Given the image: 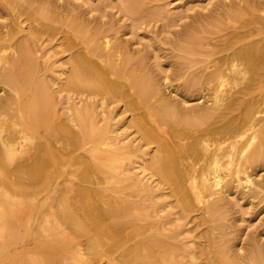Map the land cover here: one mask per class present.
<instances>
[{
    "label": "rangeland",
    "instance_id": "obj_1",
    "mask_svg": "<svg viewBox=\"0 0 264 264\" xmlns=\"http://www.w3.org/2000/svg\"><path fill=\"white\" fill-rule=\"evenodd\" d=\"M38 7L52 12L57 19L48 20L49 17H45L43 12H37ZM263 7L264 0H0V34H13L12 42L15 44V40L31 36L32 30L39 31L30 43L31 62L37 68L32 79L35 82L43 81L44 92L49 95L46 107L51 111L53 121L76 130L75 110L90 107L95 125L104 128L100 140L105 145H99L100 151L114 147L126 151L118 155L119 160L114 163V167L105 165L102 173L92 176L91 182L97 181L89 185L93 189L91 202L92 206L94 203L95 214L101 215L100 212L109 205L135 204L137 208H127L124 212L141 214L137 225L141 226L140 231L144 230V233L136 239L150 232L172 235L173 238L168 240L180 264H206V255L200 249L206 246L210 251L212 246L208 242L209 237L219 238L218 244L223 242L225 255L218 258L216 264H228V261L244 255L253 241L264 245V161L246 168L252 184L243 182L235 186L233 183L225 194L220 195L223 198V212L219 219L207 221L202 215V205L198 203L193 204L192 208L182 209L177 196L149 165L159 142L157 139L149 141L143 134L145 130L141 125L146 124L148 117L143 116V109L135 110V106L126 99L108 101L99 98L96 93L64 86L72 57L77 51L74 44L80 42L79 38L70 35L65 23L76 19L89 31L94 32L96 29L99 35L106 36L110 50L120 45L121 50L133 61L142 57L144 62L140 71L153 82L156 92L151 102L163 98L190 114L192 112L189 109L204 101V90L190 92L185 89L186 84L189 80L204 78L209 74L217 58L231 51L228 49L230 45L235 49L242 43L259 41L264 37ZM235 8L241 13L235 12ZM185 32L193 33L199 41L196 44L186 42ZM180 48L194 53H187ZM11 50L0 51V55L5 57L10 54V57L13 54ZM256 61L264 66V60ZM3 69L4 64L0 62L1 117H5L6 123L13 125V131L18 132H13V162L16 164L12 162L6 172L0 169V264H113L105 255L104 246H88L89 238L85 236L92 231L76 237L79 232L70 223L82 217L84 204L76 189L86 186L77 175L81 168L80 161L73 166L75 169L70 161L73 158L82 160L91 141H86L76 149H61L64 160L60 162L62 166L58 165L57 169L51 166L39 175L40 179L29 180L18 167L20 163L25 165L30 161L28 156L32 146L45 149V145H50L57 151L58 145L47 134L44 138H31L34 141L32 145L24 141L23 135L27 133L22 134L18 130L20 114L15 109V102L19 98L27 105L33 98L31 95L35 86L28 89L27 84L21 81L17 89L10 88L2 82ZM250 75L248 71L245 76L248 78ZM227 84L223 87L224 91L234 85L231 81ZM251 99L245 112L252 116L253 121H257L256 126L263 124L264 73L253 82ZM157 121L159 128L166 130L173 140L179 142L190 141L192 131L205 124L186 126L174 120ZM159 128H155L158 139L162 137ZM27 131L30 134V130ZM242 140H246V135ZM15 159L18 161L15 162ZM218 172L223 176L225 171L222 168ZM2 179L4 182H1ZM222 180L221 185L224 187L227 178L223 177ZM139 189L146 191L142 194ZM61 194L71 202L65 215L71 217L69 220L60 212V208H68L61 202L64 198ZM2 201L15 205L10 213ZM213 226L218 229L212 230ZM123 227L116 229L117 232L123 229V232L119 231L121 236L133 235L134 224ZM63 236L70 238L68 243L57 242Z\"/></svg>",
    "mask_w": 264,
    "mask_h": 264
},
{
    "label": "bare ground",
    "instance_id": "obj_2",
    "mask_svg": "<svg viewBox=\"0 0 264 264\" xmlns=\"http://www.w3.org/2000/svg\"><path fill=\"white\" fill-rule=\"evenodd\" d=\"M36 10L37 12H43L42 14L45 17H49L48 20L55 21L57 19V16L55 17L47 9L38 7ZM234 10L241 13L238 8ZM65 25L69 28L70 35L79 38L80 42L74 44L77 46V51L75 54L73 53L74 56L72 54L70 72L64 86L68 89H84L96 93L99 98L108 101L126 99L131 102V105L135 106V110L143 109V116L148 115L145 120L146 124L141 125L145 130L143 134L146 135L147 140L157 139L156 141L159 142L157 150L150 157L149 165L152 170L177 196L182 209H188L193 204L198 203L202 205V215L207 221L219 219L223 212V198L220 195L225 194L233 183H235V186L243 182L252 184V179L246 174V168L251 164L264 161V123L256 126L257 121H253L252 116L245 112L248 104H251L253 82H255L256 77L260 79L261 74L264 73V66L259 65V62L256 61L264 60V37H261L259 41L242 43L235 49L230 45L228 49H231V51L217 58L214 69L209 74L207 72L204 78L198 77L200 79L189 80V83L186 86L184 85L185 89L190 92L205 91H202L204 101L189 109L192 112L189 114L184 111V108L173 106L170 101L163 98L156 99V103L151 102L156 92H154L153 82L145 77L146 74L142 73V70L140 71L142 62H144L141 60L142 57L133 61L126 52L122 51L123 49L121 50L120 45H116L114 49L110 50L111 46H108L109 40L106 36L99 35L100 32L96 29L94 32L89 31L76 19L65 23ZM38 33L39 31L34 32L32 30L31 36L29 35V37L19 41L15 40V44L12 42L13 34H0V51L3 52L8 48L11 50L12 47L14 49L11 50L13 54L11 53L12 56L10 57V54L5 56V53H3L5 57L0 55V62L4 64L1 75L2 82L12 89H17L21 81L27 84L28 89L35 86L33 95H31L33 98L31 101H27V105L23 103V100L16 99L15 109L20 114V128L17 127L19 132L22 134L23 132L27 133V135H23V138L25 137L24 141H29L31 145L34 143L31 138H44L46 134L52 136L54 143L58 145L57 151L53 150L50 145V148L45 145V149L32 146V151L28 152V160L30 161L26 162L25 165L20 163L18 168L22 169L29 180H36L49 167L53 166L57 169L60 162L64 161L61 149H76L82 147L86 141H91L90 147L85 150L86 156H82V160L73 158L70 161L72 167L77 163L79 164L80 161L81 168L77 171V175L79 181L86 185L82 189H76L81 202L84 204L82 205L81 219L75 218L70 222L75 225V229L79 232L76 237L92 231L90 235L85 236L89 238L88 246L91 248L104 246V253L108 255L107 258L112 260L113 264H180L173 254L172 245L168 240L173 238L172 235L150 232L144 234L140 239H136L144 233V230L140 231L141 226L137 225V221L141 220V214L139 212L131 214L124 212L127 208H137L135 204L109 205L100 212L101 215L95 214L94 203L92 206L91 202L93 189L89 185L97 181L91 182L92 176L96 173H102V167L105 165L113 166L119 160L118 155L125 154L126 151L119 147L100 151L99 145L104 144L103 140H100L104 128L95 125V117L90 107L85 106L75 110L74 121L78 128L76 130L53 121L54 119L50 115L51 111L49 112V108L46 107L49 95L44 92L45 85L41 80L35 82L32 79V75L37 71V68L36 64L31 62L33 57H31L30 43L35 40ZM184 37L186 42L193 44L199 41L193 33L185 32ZM239 39L241 38L239 37ZM180 49L187 53H194L191 50L186 51L185 48ZM255 61L258 62V65ZM40 68L42 70V67ZM248 71L251 75L246 78L245 75ZM228 81H231L234 85H230L224 91L225 88L223 89V87L228 85ZM235 86L238 87L235 88ZM4 118L1 117L0 112V169L6 172L15 155L13 132L18 131H13V125L6 123L7 120H4ZM157 119L160 122L174 120L177 124L186 126L205 124L192 131L190 141L179 142L173 140L166 130L158 127L157 123L159 122ZM70 121L72 122L73 119L71 118ZM155 128H159L161 131L162 137L159 139L157 138L159 134L155 132ZM28 129L30 134L28 131L25 132ZM139 129L141 130V127ZM3 131H5V136L2 135ZM245 135L246 140L243 141L242 138ZM254 140H256L255 143ZM22 147L20 146L21 150ZM16 161L18 160L15 159ZM12 167L10 168L12 169ZM222 168L225 171L223 176L218 172ZM11 169L9 170L10 173ZM73 169L75 168L73 167ZM69 173H72V171ZM240 175H243V177ZM223 177L224 179L227 178L224 187L221 185ZM1 182H4V180ZM145 191L146 189H139L142 194ZM62 199L61 202L68 207H62V209L59 207L60 212L65 216L71 202L68 197L64 196ZM2 204L9 213L15 207V205L4 201H2ZM65 217L68 220L71 218L69 216ZM128 224L135 225L133 235L121 236L119 231L123 229L117 232V227L124 228L123 226ZM141 225L144 224L141 223ZM211 228L212 230L218 229L217 226ZM69 239L68 236H63L57 239V242L60 244L68 243ZM216 239L214 237L208 238V242L212 246L210 251L205 248L206 246L200 249V252L206 255V264H216V260L225 255L223 242L218 244L219 238ZM126 243H130V245ZM236 259L227 263L264 264V245L253 241L247 252L236 257Z\"/></svg>",
    "mask_w": 264,
    "mask_h": 264
}]
</instances>
